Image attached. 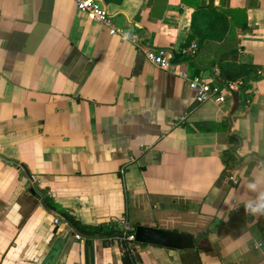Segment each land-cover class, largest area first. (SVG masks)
I'll use <instances>...</instances> for the list:
<instances>
[{"label":"crops","instance_id":"obj_1","mask_svg":"<svg viewBox=\"0 0 264 264\" xmlns=\"http://www.w3.org/2000/svg\"><path fill=\"white\" fill-rule=\"evenodd\" d=\"M101 2L126 36L73 0H0V264H264V215L244 208L247 182L264 171V0ZM209 2L225 23L198 20L214 37L190 39L194 7ZM159 49L189 75L242 85L222 66L250 64L255 77L231 113L227 93L198 102L150 62L146 51ZM47 200L104 228L74 231ZM121 220L195 245L126 241Z\"/></svg>","mask_w":264,"mask_h":264},{"label":"built area","instance_id":"obj_2","mask_svg":"<svg viewBox=\"0 0 264 264\" xmlns=\"http://www.w3.org/2000/svg\"><path fill=\"white\" fill-rule=\"evenodd\" d=\"M75 6L78 10L86 12L92 16L96 21L103 23L110 34H119L121 36H126V32L122 28L115 26L113 20L111 19L110 14L102 5L101 0H73ZM132 41L136 42V38L132 37ZM196 50V43H193L189 48V53L193 54ZM146 56L150 62H152L157 67L172 71L178 74L180 77L186 80L188 86L195 91L196 98L198 102H204L210 99L215 100L216 102H224L226 96L224 92L231 97V93L237 92L239 89V82L233 81L226 84L218 83L213 78L207 79L200 74H192L186 70L178 69L179 65L174 62L173 56L163 49L159 50H147ZM230 179L237 181L235 176H230ZM55 223H58V219H54ZM122 228V238L129 242H135L134 227L131 226L127 221L121 220L118 222ZM76 238H80L79 234H75ZM261 242L257 243L255 247H260Z\"/></svg>","mask_w":264,"mask_h":264},{"label":"trees","instance_id":"obj_3","mask_svg":"<svg viewBox=\"0 0 264 264\" xmlns=\"http://www.w3.org/2000/svg\"><path fill=\"white\" fill-rule=\"evenodd\" d=\"M230 11H232V9H229ZM215 7L213 6V2H209L207 4H200L199 6H195L194 7V13H193V18H192V23H191V37L190 39H192L193 37H195L196 35L199 37V39L203 40L204 38H213V34L209 31L211 30L213 27L215 26H219L220 25V21H223L225 23L226 19L224 17H222L220 14H217L215 12ZM234 11V10H233ZM239 12H244L243 10H238ZM203 19L204 21H206V25L208 26V31L207 30H201L199 28V22L198 20ZM246 27L245 24H243V28ZM180 56L178 55H174V60L178 59ZM224 72H228V71H233L232 73V78H237V77H241L240 81L242 83V85L240 84V87L242 88V90L247 89V80L251 77H255L254 73L256 68L250 64H241L238 66H222ZM241 92V91H240ZM245 96L249 97V95H247V92L245 91ZM231 146L230 148H228L227 150H225L224 152V156H225V162L228 165H233V164H237L238 163V155H237V148L241 142L242 137L241 136H231ZM47 203L49 205L50 208L58 211L59 213H61L66 220L72 225V227L74 228V231H78L80 233H84L86 235H93L96 234L98 232H100L104 226L103 225H99V226H90V225H84L81 224L80 222H78L74 216H72L70 213H68L66 210H63L61 208H59L58 206L54 205L50 200H47ZM118 232H120L118 230ZM207 232H201L199 234V236H204L206 235Z\"/></svg>","mask_w":264,"mask_h":264},{"label":"water","instance_id":"obj_4","mask_svg":"<svg viewBox=\"0 0 264 264\" xmlns=\"http://www.w3.org/2000/svg\"><path fill=\"white\" fill-rule=\"evenodd\" d=\"M214 80L220 84L223 83V80L219 76H215ZM231 98L233 105L231 108V113L236 111L239 107V98L236 92L231 93ZM231 138H229L230 140ZM221 149H226V146H220ZM256 158V157H255ZM250 156H247L238 167L246 164ZM135 241L144 244H152L157 246L168 247L172 249L185 250L191 249L194 247V238L192 234L175 232L171 230L137 225L134 227Z\"/></svg>","mask_w":264,"mask_h":264},{"label":"clouds","instance_id":"obj_5","mask_svg":"<svg viewBox=\"0 0 264 264\" xmlns=\"http://www.w3.org/2000/svg\"><path fill=\"white\" fill-rule=\"evenodd\" d=\"M250 196L244 201L245 211L250 215H264V171H258L246 184ZM240 240L231 242V246H239ZM230 246V247H231Z\"/></svg>","mask_w":264,"mask_h":264}]
</instances>
